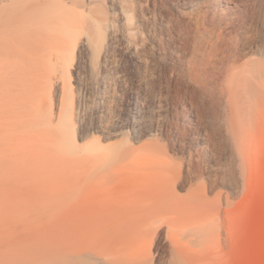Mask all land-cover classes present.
Instances as JSON below:
<instances>
[{"label":"bare ground","instance_id":"bare-ground-1","mask_svg":"<svg viewBox=\"0 0 264 264\" xmlns=\"http://www.w3.org/2000/svg\"><path fill=\"white\" fill-rule=\"evenodd\" d=\"M0 22L2 157L62 168L74 208L109 220L2 223L0 264L222 263L206 196L173 194L194 161L239 190L264 118V0H0Z\"/></svg>","mask_w":264,"mask_h":264},{"label":"rangeland","instance_id":"rangeland-1","mask_svg":"<svg viewBox=\"0 0 264 264\" xmlns=\"http://www.w3.org/2000/svg\"><path fill=\"white\" fill-rule=\"evenodd\" d=\"M6 30L8 28L0 22V69L9 73L11 67L3 60L8 50L3 41ZM250 140L254 142V148L246 165L239 162L240 186L236 193L216 184L205 163L194 161V180L184 189H176L173 194L178 201L191 193L203 194L213 206L207 218L214 216L217 222L223 224L221 237L225 242L224 247H220L219 243L214 245L223 258L219 264H264V118L256 137ZM151 142L163 144L162 141ZM107 143L126 147L130 138L125 135ZM70 146L75 149V142ZM26 147L27 144L22 142L17 144L16 149ZM182 158L179 154L175 156L176 161ZM47 165L43 158H3L0 152V225H13L15 222H109L104 216L91 219L88 209L89 212L84 210L89 214L86 215L81 209L74 208L78 193L75 190L69 194L63 191V169L53 170ZM68 204L74 208L69 213L66 212ZM150 206L156 208L153 204ZM133 212L139 214L140 210ZM178 213L182 214L181 211Z\"/></svg>","mask_w":264,"mask_h":264}]
</instances>
